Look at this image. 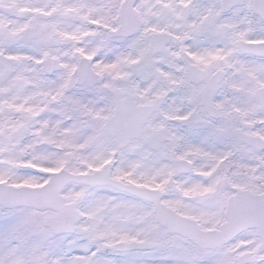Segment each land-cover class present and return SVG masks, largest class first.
I'll list each match as a JSON object with an SVG mask.
<instances>
[{
  "label": "snow or ice",
  "instance_id": "1",
  "mask_svg": "<svg viewBox=\"0 0 264 264\" xmlns=\"http://www.w3.org/2000/svg\"><path fill=\"white\" fill-rule=\"evenodd\" d=\"M0 264H264V0H0Z\"/></svg>",
  "mask_w": 264,
  "mask_h": 264
}]
</instances>
